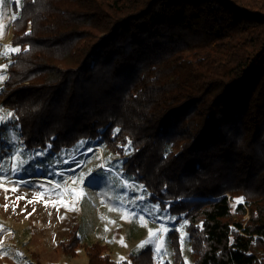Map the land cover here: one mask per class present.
Wrapping results in <instances>:
<instances>
[{
    "label": "trees",
    "instance_id": "trees-1",
    "mask_svg": "<svg viewBox=\"0 0 264 264\" xmlns=\"http://www.w3.org/2000/svg\"><path fill=\"white\" fill-rule=\"evenodd\" d=\"M11 43L0 105L26 147L98 142L187 218L194 264H264V0H22ZM68 238L89 264H156Z\"/></svg>",
    "mask_w": 264,
    "mask_h": 264
},
{
    "label": "rangeland",
    "instance_id": "rangeland-1",
    "mask_svg": "<svg viewBox=\"0 0 264 264\" xmlns=\"http://www.w3.org/2000/svg\"><path fill=\"white\" fill-rule=\"evenodd\" d=\"M21 5L22 0H0V91L8 77L11 56L15 49H21L11 43L13 21ZM15 120L14 112L0 105V171L6 174L0 177V264H89L86 246L78 247L75 255L63 250L62 242L69 239L75 226L80 228L83 244L106 245L117 261L150 247L156 264H175L170 234L177 231L185 261L194 264L187 218L164 210L143 185L128 181L122 171L124 157L105 149L91 150L98 142L87 140L59 152L49 147L30 149L24 145ZM19 152H23L19 158L27 163L17 185L10 177L11 162L18 163L14 154ZM126 153L130 155L132 149L128 147ZM104 163L114 170L106 169ZM58 168L66 171L57 173ZM42 175L53 177L58 184L28 180ZM65 186L72 199L66 197ZM13 187L17 190L11 191ZM61 200L67 206L59 203ZM45 201H49L47 206ZM157 206L162 211L158 212ZM160 215L166 219H157Z\"/></svg>",
    "mask_w": 264,
    "mask_h": 264
},
{
    "label": "snow or ice",
    "instance_id": "snow-or-ice-1",
    "mask_svg": "<svg viewBox=\"0 0 264 264\" xmlns=\"http://www.w3.org/2000/svg\"><path fill=\"white\" fill-rule=\"evenodd\" d=\"M17 3H18V0H17ZM14 51H20L18 48L17 49H15ZM9 115H11V114H9ZM117 131H119V130H117ZM127 150V149H126ZM38 154H42V153H38ZM14 155H16L17 157H18V163H16L15 161H12L11 163H12V167H11V174L13 175V176H16L17 177V179L15 180V181H12L13 183H15V184H20L21 183V180H20V176H19V174H20V171H21V169H23L24 168V165L27 163V161L25 160V159H22V158H19V157H23V152H19L18 154H14ZM0 159H3V157H0ZM4 175H6L4 172H2V171H0V177H2V176H4ZM81 181H83V177H81ZM73 183H75V181H73ZM6 191H8L9 189H5ZM17 189L15 188V187H13L12 189H11V191H16ZM76 193H75V190H73V195H75ZM19 199V198H18ZM32 201H29V203H31ZM48 203H49V201H45V206H47L48 205ZM53 203V206H55V203L56 202H52ZM59 203H61V204H65V202L63 201V200H61V201H59ZM65 206H67V204H65ZM164 210H167V207L164 209ZM157 211L158 212H160V211H162V210H160L159 208H158V206H157ZM157 219H160V220H163V219H166L165 217H163L162 215H160V216H157ZM167 229H165V231H166Z\"/></svg>",
    "mask_w": 264,
    "mask_h": 264
},
{
    "label": "bare ground",
    "instance_id": "bare-ground-1",
    "mask_svg": "<svg viewBox=\"0 0 264 264\" xmlns=\"http://www.w3.org/2000/svg\"><path fill=\"white\" fill-rule=\"evenodd\" d=\"M91 150H98L99 152H103L104 148L101 144L99 143H96L95 145H92V147L90 148ZM89 149V150H90ZM104 167L106 169H109V170H114L113 167H110L109 165L105 164L104 163ZM66 170L64 168H58V171L57 173H60V174H63ZM17 179L16 176H13V177H10V181H15ZM32 179H39L41 182H46V183H51V184H54V185H57L58 182L51 176H31L28 178V180H32ZM20 180L22 181V178L20 177ZM64 190V193L66 195V197H68L69 199H72V195H71V192L69 190V188L67 186H65L63 188Z\"/></svg>",
    "mask_w": 264,
    "mask_h": 264
}]
</instances>
